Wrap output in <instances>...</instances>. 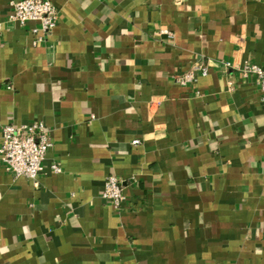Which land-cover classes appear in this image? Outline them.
I'll return each instance as SVG.
<instances>
[{"label": "crops", "instance_id": "1", "mask_svg": "<svg viewBox=\"0 0 264 264\" xmlns=\"http://www.w3.org/2000/svg\"><path fill=\"white\" fill-rule=\"evenodd\" d=\"M10 1L0 144L37 122L53 144L38 185L0 156V264H264V100L241 70L264 67V0H53L36 44ZM197 61L208 73L178 84Z\"/></svg>", "mask_w": 264, "mask_h": 264}, {"label": "built area", "instance_id": "2", "mask_svg": "<svg viewBox=\"0 0 264 264\" xmlns=\"http://www.w3.org/2000/svg\"><path fill=\"white\" fill-rule=\"evenodd\" d=\"M9 21L26 24L30 21H39L40 27L34 28L37 34L34 43L47 39L57 24L59 9L53 0H11ZM160 33L172 37L174 34L168 28L160 29ZM229 65V64H228ZM209 64L195 62L191 69L175 77L178 84L186 86L197 81L200 74L206 75ZM245 74L254 75L260 86L264 100V67L249 62L241 66ZM53 142L50 132L43 122L33 124L7 123L2 128L0 156L5 169L14 176H24L38 185V177L44 170V160ZM52 170L61 172L58 163L52 164ZM103 197L110 201L118 211L125 200L123 182L116 175H110L106 182Z\"/></svg>", "mask_w": 264, "mask_h": 264}]
</instances>
